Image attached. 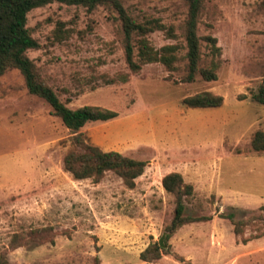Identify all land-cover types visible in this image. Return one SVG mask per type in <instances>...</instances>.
Listing matches in <instances>:
<instances>
[{"label":"rangeland","instance_id":"obj_1","mask_svg":"<svg viewBox=\"0 0 264 264\" xmlns=\"http://www.w3.org/2000/svg\"><path fill=\"white\" fill-rule=\"evenodd\" d=\"M121 2L136 22L173 28V39L165 30L148 38L157 49L179 44L185 56L184 0ZM27 27L40 43L28 55L62 101L119 113L83 127L87 141L148 165L134 188L113 172L100 182L75 180L63 163L75 149L73 132L29 93L19 70L7 71L0 78V256L11 264H145L142 252L165 236L168 253L153 264H264V151L252 147L264 131V105L253 99L264 83L263 0H204L198 34L216 37L222 50L214 81H181L185 58L180 71L150 63L126 83L96 80L129 72L123 21L109 5L90 11L54 2L32 10ZM202 54L209 65L204 40ZM202 92L223 96V105L183 104ZM172 172L193 185L186 214L201 219L169 236L176 203L163 178ZM36 231L43 240H33Z\"/></svg>","mask_w":264,"mask_h":264},{"label":"trees","instance_id":"obj_2","mask_svg":"<svg viewBox=\"0 0 264 264\" xmlns=\"http://www.w3.org/2000/svg\"><path fill=\"white\" fill-rule=\"evenodd\" d=\"M188 5V15L185 26L187 52L184 57L179 53V44L164 45L155 48L148 34L156 30H165L170 38H175L173 28H168L158 19L138 23L127 13L121 0H0V78L9 70H19L25 78L30 94L37 95L48 102L51 113L61 118L63 124L73 132L75 149L64 157V168L75 180L92 179L100 182L106 173L113 172L124 181L129 188L136 186V180L141 177L148 165L145 161L135 160L117 151H103L98 146L90 144L81 129L88 123L110 121L116 119L119 113L100 106H82L71 108L62 101L56 91L42 78L40 70L29 57L28 51L40 47L27 27L28 14L37 8L54 2L66 5H80L94 11L100 5L112 6L123 21L126 36L125 54L129 72L115 76L102 73L96 76L104 84L112 85L118 82H129L134 74H139L142 67L150 63H161L170 71H180L179 62L187 59L186 75L181 81L191 83L200 76L205 81L218 78L220 57L222 54L218 40L212 35L201 38L198 34L200 17L204 8V0H184ZM264 3V0H263ZM212 58L209 65H202V41ZM264 76V71H263ZM253 99L264 105V83L253 93ZM224 98L212 92H202L188 96L183 104L188 108H217L222 106ZM252 147L257 152L264 151V131H257L252 139ZM163 187L175 197V211L172 222L167 226L169 236L179 227L200 220L186 214V201L194 194V187L185 182L182 174L172 172L163 178ZM240 226V223H237ZM51 233V232H47ZM44 234V233H43ZM41 232H35L33 240H43ZM168 236V237H169ZM23 239V238H22ZM21 239V240H22ZM18 243H12L17 248ZM163 253H168L160 243L151 244L141 254L145 264H153L161 259ZM99 263V260H96ZM0 264H11L6 255L0 256Z\"/></svg>","mask_w":264,"mask_h":264},{"label":"water","instance_id":"obj_3","mask_svg":"<svg viewBox=\"0 0 264 264\" xmlns=\"http://www.w3.org/2000/svg\"><path fill=\"white\" fill-rule=\"evenodd\" d=\"M164 238H165V236H163V237L160 239V245H161L162 247H166V245L164 244Z\"/></svg>","mask_w":264,"mask_h":264}]
</instances>
